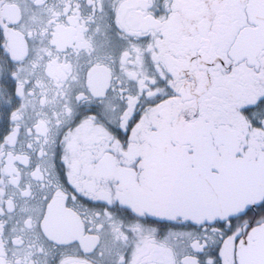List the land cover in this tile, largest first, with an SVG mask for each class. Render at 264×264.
<instances>
[{"label":"flooded vegetation","instance_id":"1","mask_svg":"<svg viewBox=\"0 0 264 264\" xmlns=\"http://www.w3.org/2000/svg\"><path fill=\"white\" fill-rule=\"evenodd\" d=\"M254 18L0 0V264H264Z\"/></svg>","mask_w":264,"mask_h":264},{"label":"water","instance_id":"2","mask_svg":"<svg viewBox=\"0 0 264 264\" xmlns=\"http://www.w3.org/2000/svg\"><path fill=\"white\" fill-rule=\"evenodd\" d=\"M264 8V0H249V10H251V12H253V16L256 15L257 18H254L253 20L258 23L259 27L258 30L259 31H263L264 32V12L261 11L260 13H258L254 8ZM52 235H54V237L59 238L60 237V232L58 233L57 231H53ZM248 263V264H254V262L252 261V263L249 262H244ZM256 264V263H255Z\"/></svg>","mask_w":264,"mask_h":264}]
</instances>
